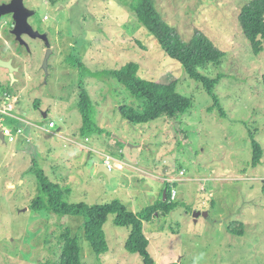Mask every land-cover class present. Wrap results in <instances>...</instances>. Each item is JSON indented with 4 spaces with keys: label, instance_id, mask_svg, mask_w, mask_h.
Here are the masks:
<instances>
[{
    "label": "rangeland",
    "instance_id": "374dc122",
    "mask_svg": "<svg viewBox=\"0 0 264 264\" xmlns=\"http://www.w3.org/2000/svg\"><path fill=\"white\" fill-rule=\"evenodd\" d=\"M154 1L183 39L203 32L223 51L218 64L203 69L216 80L213 94L223 114L210 109L214 99L202 82L166 55L120 0H23L35 11L29 23L48 31L53 53L47 76L44 44L26 38L28 51L8 30L12 18L0 19V59L17 67L12 81L0 66V89L11 90L9 113L23 129L19 134L10 127L13 141L0 138V264H58L63 226L79 236L83 264H142L139 254L125 249L129 230L114 226L112 216L104 225L109 250L97 255L82 216L30 209L38 193L33 161L61 185L66 202L118 199L134 212L164 199L165 178H180L173 183L175 208L143 224L154 264H264V50L252 52L238 21L249 0ZM130 61L146 79L175 80L190 107L174 118L130 124L120 105H133V98L107 75ZM80 89L96 106L101 129L87 137L80 134ZM4 126L10 125L0 119V130ZM253 140L263 152L255 166ZM107 157L111 176L97 170Z\"/></svg>",
    "mask_w": 264,
    "mask_h": 264
},
{
    "label": "trees",
    "instance_id": "16d2710c",
    "mask_svg": "<svg viewBox=\"0 0 264 264\" xmlns=\"http://www.w3.org/2000/svg\"><path fill=\"white\" fill-rule=\"evenodd\" d=\"M120 2L133 14L137 23L157 40L166 55L177 61L190 78L202 82L206 92L214 99V104L210 109L218 107L223 114L222 107L213 94L216 80L203 73L205 66L218 64L221 61L224 55L223 51L203 32H195L190 39H183L178 29L167 22L158 11L154 0H120ZM238 21L244 36L249 41L252 52L255 55L260 54L264 50V0L246 2L240 9ZM66 60L72 65L79 64L83 67L77 58L67 57ZM107 75L115 83L124 86L131 94L133 105L122 104L120 111L132 125H145L162 116L174 118L183 114L191 105L190 98L177 91L175 80L162 83L146 79L139 74V64L136 62L130 61L120 67L110 69L107 71ZM5 92L11 94L9 87L2 86L1 97ZM38 103V100L33 102L35 108L38 107ZM77 109L82 120L81 136L87 137L101 131L94 120L96 106L86 89H80L78 92ZM2 116L10 125L9 127L17 129L22 126L16 117L5 114ZM252 145V165L255 166L260 162L263 152L260 144L255 140L252 141ZM30 172L34 174L38 188V193L30 201V209L36 212L46 211L62 217L67 215L82 216L84 218L82 222L84 236L97 255L109 250L104 225L109 216H112L114 226L129 230L125 240L126 251L139 254L142 264H154V258L149 251V239L143 231V224L145 221L161 217L175 208V202L170 199L171 186L168 184L165 186V199L161 198L134 212L118 199H112L103 204H89L84 201L66 202L61 185L52 181L36 161H33ZM236 225H240L243 230L241 223ZM63 227L58 264H83L79 236L72 235L69 227ZM228 230L242 235V231L235 227L233 230L229 227Z\"/></svg>",
    "mask_w": 264,
    "mask_h": 264
},
{
    "label": "water",
    "instance_id": "95a60500",
    "mask_svg": "<svg viewBox=\"0 0 264 264\" xmlns=\"http://www.w3.org/2000/svg\"><path fill=\"white\" fill-rule=\"evenodd\" d=\"M35 11L29 10L25 7L23 0H10L6 3L0 4V17L6 14L12 15V26H11V33H13L16 37V40L26 47L27 50H30L28 43L23 39L22 35L27 34L29 37L35 39L40 38L44 41L45 44V56L43 59L42 68L45 71L46 76L48 75V60L51 54L53 53L52 47L50 45V41L48 38V31L40 32L33 28V26L29 23L28 18L29 16L33 15ZM0 66L7 68L9 76L11 77L12 81L15 80L14 72L17 71V67L13 66L12 60H2L0 59ZM45 112L43 115L45 116ZM0 138L4 139V135L2 130H0ZM98 172H103L108 176L112 175L109 168L104 162L98 164ZM164 198L166 196L164 192ZM201 212H194V216L197 217ZM207 212H203V215H206Z\"/></svg>",
    "mask_w": 264,
    "mask_h": 264
},
{
    "label": "built area",
    "instance_id": "2783aa9c",
    "mask_svg": "<svg viewBox=\"0 0 264 264\" xmlns=\"http://www.w3.org/2000/svg\"><path fill=\"white\" fill-rule=\"evenodd\" d=\"M4 96H5V100H2L1 103H3V104L5 103V104H7V106L5 105V106H3V108H2V106L0 107V119H2L3 121H4V118L2 117V115H4V114L5 115H10L9 111L12 110L14 108V106H15L14 103H13V106H12L11 101L8 98V93L5 92ZM15 100H17V98ZM14 117H16V116H14ZM53 125H54V122L50 121L49 126L52 127ZM1 129H2L4 137L6 138V136H7V139L9 141H13L15 139L14 135L11 133V129H10L9 126H4ZM13 130L16 133H19V134H22V132H23V129L21 127H18L17 129H13ZM105 164L107 165L109 170L113 169V164H111V162L109 161L108 157H107V160H105ZM180 174H183V171H180ZM179 179H175V180L173 179V181L165 179V181H167L170 184V186H171V193H170V199L171 200L174 199V197L176 195L173 183H175L176 180H179Z\"/></svg>",
    "mask_w": 264,
    "mask_h": 264
},
{
    "label": "flooded vegetation",
    "instance_id": "af4514ba",
    "mask_svg": "<svg viewBox=\"0 0 264 264\" xmlns=\"http://www.w3.org/2000/svg\"><path fill=\"white\" fill-rule=\"evenodd\" d=\"M10 0H6V1H3V2H0V4L1 3H6V2H9ZM4 16H8L9 18H12V15L11 14H6V15H3V16H1L0 17V19L2 18V17H4ZM34 28V27H33ZM35 29V28H34ZM9 31H10V33H11V28H9L8 29ZM22 37H23V39L28 43V41H27V39L26 38H31V37H29L27 34H23L22 35ZM31 39H33V38H31ZM35 39H39L43 44H44V41L42 40V39H40V38H35ZM21 45V44H20ZM24 48H25V46L24 45H22ZM44 47H45V44H44ZM26 49V48H25ZM45 49H46V47H45ZM28 51H30V50H28Z\"/></svg>",
    "mask_w": 264,
    "mask_h": 264
},
{
    "label": "crops",
    "instance_id": "0c3cea01",
    "mask_svg": "<svg viewBox=\"0 0 264 264\" xmlns=\"http://www.w3.org/2000/svg\"><path fill=\"white\" fill-rule=\"evenodd\" d=\"M119 165V164H118ZM264 178V177H263ZM166 179V178H165ZM263 181H264V179H263Z\"/></svg>",
    "mask_w": 264,
    "mask_h": 264
},
{
    "label": "clouds",
    "instance_id": "9594fccd",
    "mask_svg": "<svg viewBox=\"0 0 264 264\" xmlns=\"http://www.w3.org/2000/svg\"><path fill=\"white\" fill-rule=\"evenodd\" d=\"M166 197V196H165ZM165 199V198H164Z\"/></svg>",
    "mask_w": 264,
    "mask_h": 264
}]
</instances>
